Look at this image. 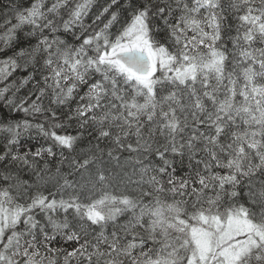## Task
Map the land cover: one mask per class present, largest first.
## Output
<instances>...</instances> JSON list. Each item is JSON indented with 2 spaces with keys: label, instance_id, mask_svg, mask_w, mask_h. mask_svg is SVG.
I'll list each match as a JSON object with an SVG mask.
<instances>
[{
  "label": "snow or ice",
  "instance_id": "1",
  "mask_svg": "<svg viewBox=\"0 0 264 264\" xmlns=\"http://www.w3.org/2000/svg\"><path fill=\"white\" fill-rule=\"evenodd\" d=\"M5 7L0 264H264V0Z\"/></svg>",
  "mask_w": 264,
  "mask_h": 264
},
{
  "label": "trees",
  "instance_id": "2",
  "mask_svg": "<svg viewBox=\"0 0 264 264\" xmlns=\"http://www.w3.org/2000/svg\"><path fill=\"white\" fill-rule=\"evenodd\" d=\"M5 3H6V0H0V14L7 11V8L5 7ZM69 131H71V129H69ZM25 143L35 148V147H39L41 144H46L47 142H45L43 138H39L37 140L26 141Z\"/></svg>",
  "mask_w": 264,
  "mask_h": 264
}]
</instances>
